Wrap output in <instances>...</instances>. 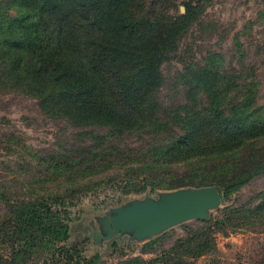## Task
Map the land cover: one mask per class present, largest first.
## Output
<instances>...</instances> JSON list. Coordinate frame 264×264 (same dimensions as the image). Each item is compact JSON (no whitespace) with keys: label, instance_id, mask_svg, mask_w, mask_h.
<instances>
[{"label":"trees","instance_id":"16d2710c","mask_svg":"<svg viewBox=\"0 0 264 264\" xmlns=\"http://www.w3.org/2000/svg\"><path fill=\"white\" fill-rule=\"evenodd\" d=\"M182 5L184 14L176 0H0V92L104 130L81 133L89 144L71 157L42 160L61 188L0 191V264H97L98 255L65 244L72 202L94 186L129 195L214 185L228 198L264 171V105L254 92H234L227 73L208 64L215 56L178 74L182 101H159L162 67L179 57L202 9L200 0ZM260 197L141 264H195L233 217L264 215Z\"/></svg>","mask_w":264,"mask_h":264},{"label":"rangeland","instance_id":"374dc122","mask_svg":"<svg viewBox=\"0 0 264 264\" xmlns=\"http://www.w3.org/2000/svg\"><path fill=\"white\" fill-rule=\"evenodd\" d=\"M176 1L178 13L184 14L181 7L186 0ZM199 7L201 12L181 41L179 57L162 67L165 83L159 101L165 106L182 101L184 92L176 81L178 74L186 65L206 63L215 56L208 64L227 73L233 91L254 92L255 103L263 106L264 0H200ZM86 131L104 133L51 118L29 96L0 92V191L18 197L27 190L61 188L62 179L52 181L42 160L77 154L89 144L80 136ZM122 141L131 144L135 139ZM178 190L122 195L110 185L94 186L75 196L68 211L69 239L65 244L79 245L86 257L98 255L97 264H141L168 251L192 232L221 220L228 211L258 205L264 193V171L230 197L221 196V202L207 208L201 218H187L156 233H139V227L123 217L135 206L162 204ZM245 216L249 220L233 217L223 230L215 231V250L193 262L264 264V215Z\"/></svg>","mask_w":264,"mask_h":264},{"label":"water","instance_id":"95a60500","mask_svg":"<svg viewBox=\"0 0 264 264\" xmlns=\"http://www.w3.org/2000/svg\"><path fill=\"white\" fill-rule=\"evenodd\" d=\"M184 13V8L181 7ZM221 202L216 187L185 188L168 196L162 204L135 206L123 217L139 227V233H156L187 218H201L207 208Z\"/></svg>","mask_w":264,"mask_h":264}]
</instances>
